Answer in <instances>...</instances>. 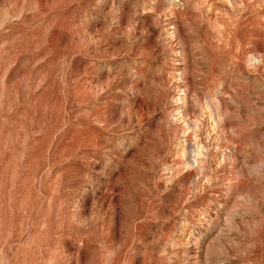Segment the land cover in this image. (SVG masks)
I'll return each mask as SVG.
<instances>
[{
    "label": "rangeland",
    "instance_id": "obj_1",
    "mask_svg": "<svg viewBox=\"0 0 264 264\" xmlns=\"http://www.w3.org/2000/svg\"><path fill=\"white\" fill-rule=\"evenodd\" d=\"M0 264H264V0H0Z\"/></svg>",
    "mask_w": 264,
    "mask_h": 264
}]
</instances>
